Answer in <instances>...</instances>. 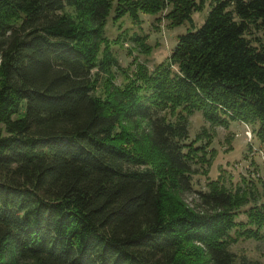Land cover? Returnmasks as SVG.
Segmentation results:
<instances>
[{"label":"trees","instance_id":"16d2710c","mask_svg":"<svg viewBox=\"0 0 264 264\" xmlns=\"http://www.w3.org/2000/svg\"><path fill=\"white\" fill-rule=\"evenodd\" d=\"M207 2L166 62L120 86L101 50L113 0H0V264H263L229 245L259 236L264 204L237 220L252 191L219 178L193 189L194 164L213 153L187 125L198 111L264 141V0H117L115 10H166L179 26Z\"/></svg>","mask_w":264,"mask_h":264},{"label":"rangeland","instance_id":"374dc122","mask_svg":"<svg viewBox=\"0 0 264 264\" xmlns=\"http://www.w3.org/2000/svg\"><path fill=\"white\" fill-rule=\"evenodd\" d=\"M117 0H113L110 15L104 27V43L116 60L110 68L111 80L115 85L136 80L140 72L151 71L156 64L166 62L180 34L203 23L211 4L192 14V23L171 26L164 17L166 10L156 14L139 12L133 18L128 13L116 14ZM137 38V41L134 39ZM100 52L99 57H101ZM106 74L99 72L95 85L96 95L104 96V80ZM188 140H196L195 146L206 144L209 155L213 153L209 163L194 164L192 175L193 189L206 190L207 183L212 179H221L229 188L243 186L252 191L253 198L237 216V220L246 221L247 209L252 202L264 204V141L253 133L252 127L239 121H231L227 127L213 126L206 121L200 112L188 115ZM192 201V195H185ZM232 235H236L231 231ZM238 259L258 260L264 264V225L258 237L239 235L229 245Z\"/></svg>","mask_w":264,"mask_h":264}]
</instances>
